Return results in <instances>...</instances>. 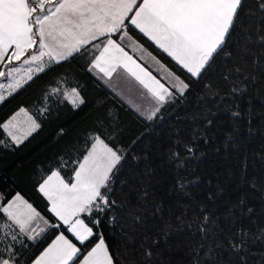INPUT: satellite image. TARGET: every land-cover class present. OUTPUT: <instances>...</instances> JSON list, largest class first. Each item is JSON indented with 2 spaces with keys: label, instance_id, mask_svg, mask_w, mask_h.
I'll return each mask as SVG.
<instances>
[{
  "label": "snow or ice",
  "instance_id": "1",
  "mask_svg": "<svg viewBox=\"0 0 264 264\" xmlns=\"http://www.w3.org/2000/svg\"><path fill=\"white\" fill-rule=\"evenodd\" d=\"M130 29L170 57L183 76L147 52ZM241 32L243 43L239 39ZM250 44L258 45L260 51ZM126 49L143 53L141 60L145 55L150 58L161 78ZM77 59L83 62L85 72L109 87H113L114 74L129 91V78L134 80L145 90L140 95L147 104L133 107L146 121L159 119L163 106L183 102L195 84L205 90L197 99L218 98L226 104L231 117L248 115L249 136L258 131L264 134V130L252 127L250 114L232 111V105L227 104L235 94L247 92L245 81L255 82L260 78L257 73H264V0H0V104L54 67ZM217 72L225 83L223 92L207 83ZM84 87L75 74H57L31 109L20 107L0 123V145L22 144L41 128L39 121L52 117L53 104L78 109L85 103ZM198 115L190 118L195 120ZM206 123L212 125L214 121L207 119ZM237 125L234 120V132L239 130ZM96 126L99 131L69 145L68 156L59 154L54 164L49 163L48 174H41L36 181V190L49 205L47 212L52 220L19 192H0V264H28L24 253L29 245L25 241L46 244L31 264H163L160 242L167 244L171 235L185 228H194L193 236L199 234L198 241L188 248L187 264H235L234 256L238 264H248L241 253L249 242L264 243V227L257 225L253 232L242 223L256 212L244 192L235 200L217 204L225 191L217 185L215 190L204 192L203 199H197L193 189L199 188L202 181L198 176L190 177L188 166L200 158L196 141L203 133L199 129L187 141L177 135L168 146L167 159L176 172L168 192L175 197L167 208L170 218L153 232L154 225L149 221H164L165 202L149 191L150 185H144L137 194L141 210L127 214L128 224L141 237L140 258L121 259L107 243L102 228L116 225L117 210L125 208V202L114 198L125 164L129 157L134 165L142 157L134 155L131 146L121 147L122 130L111 111ZM57 135H65V130L61 128ZM143 159H147V153ZM259 159L264 161V155ZM246 167L238 188L247 185L264 192L255 177H247ZM150 173V169L145 171V175ZM124 183L121 181L122 190ZM209 204L213 207L209 208ZM173 207L181 211L173 214ZM120 227L126 235L124 225Z\"/></svg>",
  "mask_w": 264,
  "mask_h": 264
},
{
  "label": "trees",
  "instance_id": "2",
  "mask_svg": "<svg viewBox=\"0 0 264 264\" xmlns=\"http://www.w3.org/2000/svg\"><path fill=\"white\" fill-rule=\"evenodd\" d=\"M245 23H249V21H245ZM130 34L158 61L173 72L183 76L175 63L150 41L131 29ZM241 37L242 32L239 34V39ZM252 48L257 52L260 51L258 45H254ZM249 70H251L250 66ZM63 73L75 74L80 83L85 85L82 91L85 103L75 110L66 104L59 108L53 104L52 117L39 121L42 125L41 128L22 144L18 146L0 145V192L5 194L19 192L42 215L52 220L50 213L47 212L46 200L36 190L37 179L41 174H48L49 163L54 164L59 154L63 153L66 157L68 156L66 148L69 145L81 140L90 132L99 131L96 122L105 118L106 114L111 111L122 130L119 137L121 147L128 148L131 146V152L142 157L139 163L135 165L129 157L119 175L115 188L117 190L120 181L127 177L122 174L124 171L134 175L135 181L132 183V191L123 200L126 211L141 210L137 194L142 191L144 185H150L149 191L154 192L157 199L164 200L166 208L164 221L159 220V218L155 221H149L150 224L154 225L153 232H155L156 227H160L170 218L167 208L175 200L174 196L168 195L173 177L176 174L175 169L167 159L168 146L171 139H175L177 135L185 141L189 140L195 129H199L203 133V136H200L196 141L199 145L197 156L200 158L190 162L188 171L190 177L198 176L202 181L199 188L193 189L197 194V199H203V193L207 192L209 188L215 190L217 185L225 190L217 204L226 200H235L244 192L247 194L248 204L253 206L256 212L253 213L251 219L244 218L242 223L253 232H256L257 225L264 227V214H261V208L264 206V192L250 189L247 185L238 188V181L242 170H244V165H247V177L249 179L255 177L257 184L264 187V161L259 159L260 155H264V134L258 131L249 136L246 130L248 115H242L240 118L231 117L229 111L225 110L226 104L220 102L216 97H212L211 101L217 105L210 103L204 117L198 116L195 120L191 119L190 114L196 112L200 106L201 99H197V96H202L201 93L204 92V89L199 85L194 84L193 90L188 93L183 102L177 101L163 106L159 119L146 121L130 110L95 80L91 74L85 72L83 62L77 59L54 67L51 72L41 76L0 104V123L8 119L20 107L31 109L33 103L39 99L44 87L50 84L57 74ZM257 75L260 78L255 82L245 81L248 87L247 92L242 95L235 94L234 99L227 100V104L232 105L231 110L250 114L252 127L264 130V73H257ZM207 83L214 90L217 87L222 92L225 90V83L220 79L218 72L211 75ZM235 105H239V108L233 109ZM212 113L215 115L213 116ZM207 119H212L214 123L207 125ZM234 120L238 121L237 126L239 128L235 132L233 131ZM61 128L65 130V135L58 137L57 133ZM229 133L233 134L230 136ZM205 137L207 143H205ZM0 138H2V133H0ZM134 140L137 143L133 144ZM146 153L147 159H143ZM38 169L43 170V173ZM148 169L151 170V173L145 175V171ZM208 181H211L210 186ZM212 207L213 205L209 204V208ZM179 211L181 209L173 207V214H177ZM121 212L119 210V216ZM190 216L191 212L189 213ZM253 220L256 222L255 224L252 223ZM175 223L176 221L173 219V224ZM128 228L133 229V226L129 224ZM130 229L123 230V233H126L124 235L117 223L116 225H105L102 231L107 243L115 253L120 255L121 259L139 261L141 237L137 232L130 231ZM48 235L51 236L52 233L49 232ZM129 238H132L131 242ZM198 239V233L193 236L192 234L189 235L188 232H182L171 235L167 244L161 241L159 249L163 264H187L189 258L186 253L188 248L195 244ZM25 243L29 245L30 249H25L24 253L28 263L46 245L43 241H25ZM261 253H264V243L256 241L255 243L249 242L246 251H242L241 255L246 256L248 264H264V256ZM227 258L228 254L225 253V259ZM233 261L238 264V257L234 256Z\"/></svg>",
  "mask_w": 264,
  "mask_h": 264
},
{
  "label": "crops",
  "instance_id": "3",
  "mask_svg": "<svg viewBox=\"0 0 264 264\" xmlns=\"http://www.w3.org/2000/svg\"><path fill=\"white\" fill-rule=\"evenodd\" d=\"M142 35V34H141ZM152 43V42H151ZM154 45V44H153ZM155 46V45H154ZM145 49V48H144ZM126 51L129 52L130 55H133L135 59L141 64H143L144 67H146L149 71L153 73V75H156L158 79L161 78V74H158L157 71L155 70L157 65L153 63V61L148 58L145 55V59L141 60L139 57L140 55H144L143 53H132L130 49H126ZM161 51V50H160ZM148 52V51H147ZM162 52V51H161ZM165 54V53H164ZM166 55V54H165ZM153 56V55H152ZM170 58V57H169ZM171 59V58H170ZM91 76L97 80L101 85H103L108 91H110L113 95H115L121 102H123L130 110H132L136 115L137 112L133 105H146L147 100L144 96H141L140 93L144 92L145 90L142 89L134 80L129 78L131 82V91L125 85L120 81V78L117 77L115 74L113 76L112 80V85L113 87H109L107 84L104 83V81L99 80L98 77H95L94 74H91ZM162 83L164 82L163 80L161 81ZM14 114V113H13ZM12 114V115H13ZM11 115V116H12ZM10 116V117H11ZM139 116V115H138ZM140 117V116H139ZM141 118V117H140ZM142 119V118H141ZM7 120V119H6ZM144 120V119H142ZM15 194V193H14ZM49 207V205H48ZM55 222V221H54ZM50 242V241H49ZM46 247V245L44 246ZM42 250V249H41ZM40 250V251H41ZM39 254V252H38ZM37 254V255H38ZM31 264V261L28 263Z\"/></svg>",
  "mask_w": 264,
  "mask_h": 264
},
{
  "label": "rangeland",
  "instance_id": "4",
  "mask_svg": "<svg viewBox=\"0 0 264 264\" xmlns=\"http://www.w3.org/2000/svg\"><path fill=\"white\" fill-rule=\"evenodd\" d=\"M249 23H250V21H249ZM243 37H244V33L242 32V37L240 39L241 43L244 42ZM253 38L255 39V36ZM253 46H254V44H250L249 45V47H253ZM236 54L240 55V52H239L238 49H236ZM237 63H239V61ZM203 91H205V90H203ZM201 94L203 96L204 92L201 93ZM211 98L212 97H210V96H205L204 99H202L201 102L199 103L200 106H199L198 110L197 111L195 110L196 112H192V113L190 112L191 113L190 117L192 116V114H199L198 116L204 117L205 113L207 112L208 107L210 106L209 105L210 103H213V104L217 105V103L211 101ZM233 109H236V107H233ZM232 111H235V110H232ZM188 119H190V118H188ZM122 174L123 175L125 174L127 176L125 178V180H121V181H125L126 183H124L123 190H122L121 189V181H120V183L117 186V190H116V193H115V196H114V198L117 199L120 202H123V200L125 199L126 195L129 194V192L132 191V183L135 181V177H134L133 174L125 173V171ZM140 174H141V172H140ZM124 192H126V193H124ZM137 212H139V211H137V210L126 211V209H125V210H123L121 212V215L119 216V210H117V213H118L117 223H118L119 229H121V227H120L121 225H124L123 230L130 229V228H128L129 224H128V216H127V214L128 213H133L134 214V213H137ZM131 230H133V229H130V231ZM194 230H195L194 228L191 231L189 229L185 228L184 231H182V232H188V234L191 235V232L194 231ZM182 232H180V233H182Z\"/></svg>",
  "mask_w": 264,
  "mask_h": 264
}]
</instances>
